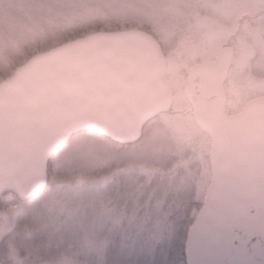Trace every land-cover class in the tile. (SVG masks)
<instances>
[{"label":"rangeland","instance_id":"rangeland-1","mask_svg":"<svg viewBox=\"0 0 264 264\" xmlns=\"http://www.w3.org/2000/svg\"><path fill=\"white\" fill-rule=\"evenodd\" d=\"M114 1L0 0V82L55 33L64 42L93 28L153 25L173 95L133 140L71 133L49 157L42 191L0 190V264H184L210 179L209 138L183 94L188 69L228 45L226 112L264 95V0H132L140 13ZM199 27L212 39L198 47Z\"/></svg>","mask_w":264,"mask_h":264},{"label":"water","instance_id":"water-1","mask_svg":"<svg viewBox=\"0 0 264 264\" xmlns=\"http://www.w3.org/2000/svg\"><path fill=\"white\" fill-rule=\"evenodd\" d=\"M231 48L193 64L184 85L209 138L210 179L188 229L185 264H264V97L225 113ZM157 39L137 27L97 30L35 52L0 84V186L45 187L50 153L90 128L115 140L172 102Z\"/></svg>","mask_w":264,"mask_h":264},{"label":"trees","instance_id":"trees-1","mask_svg":"<svg viewBox=\"0 0 264 264\" xmlns=\"http://www.w3.org/2000/svg\"><path fill=\"white\" fill-rule=\"evenodd\" d=\"M113 1V0H112ZM115 1H117V0H115ZM115 1H114V5L115 4H117V3H115ZM140 3L141 2H143V0H138ZM122 5V4H121ZM128 8H131V10H136V12H138V13H140V11L139 10H141V11H143V8H141V6H139V4L137 3V2H135V1H133L132 2V0H131V2H130V6H128ZM126 13H128L127 11H125ZM62 21H65L66 22V19H64V20H62ZM133 25V24H132ZM134 25H137L136 23H134ZM141 28L142 29H144V30H146V31H149V32H151L153 35H155L157 38H158V33H156L157 32V28L156 27H154L153 25H146V26H141ZM152 29V30H151ZM93 30H98L97 28H93ZM60 32V31H59ZM83 32H85V31H82V32H76V33H74L73 35H71V36H69L68 37V39H70V38H73V37H75V36H78V35H80L81 33H83ZM194 33H195V37H196V39L199 41L198 43H196L197 44V46L199 47L201 44H205L206 42H210V40L212 39L211 38V35H212V32H211V30H209L207 27H199L198 28V30H196V31H194ZM60 34H61V32H60ZM59 33H55V35H57L56 37H54V41L50 44V45H48V46H45L43 49H46V48H49V47H51V45L53 44V45H55V44H58V43H60L61 42V35H60ZM66 39V38H65ZM52 45V46H53ZM3 81V80H2ZM1 81V82H2ZM0 82V83H1ZM0 190H5V188L4 187H1L0 186ZM5 236H7V235H4V236H2V237H0V239H1V243H3V241H2V238L3 239H5ZM2 250H3V248H2V246L0 245V258H1V253H2ZM182 256H183V259L185 260L186 259V257H185V254L183 253L182 254ZM182 264H183V262H182ZM184 264H185V261H184Z\"/></svg>","mask_w":264,"mask_h":264},{"label":"flooded vegetation","instance_id":"flooded-vegetation-1","mask_svg":"<svg viewBox=\"0 0 264 264\" xmlns=\"http://www.w3.org/2000/svg\"><path fill=\"white\" fill-rule=\"evenodd\" d=\"M121 141H123V140H121ZM123 142H125V141H123Z\"/></svg>","mask_w":264,"mask_h":264}]
</instances>
